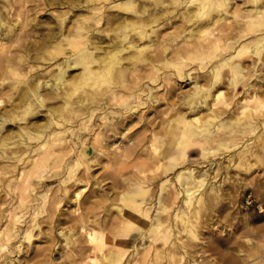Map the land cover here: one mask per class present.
<instances>
[{
  "label": "clouds",
  "instance_id": "obj_1",
  "mask_svg": "<svg viewBox=\"0 0 264 264\" xmlns=\"http://www.w3.org/2000/svg\"><path fill=\"white\" fill-rule=\"evenodd\" d=\"M0 264H264V0H0Z\"/></svg>",
  "mask_w": 264,
  "mask_h": 264
}]
</instances>
